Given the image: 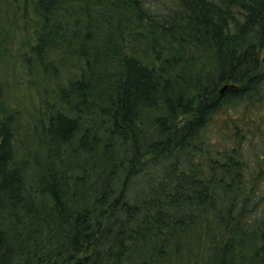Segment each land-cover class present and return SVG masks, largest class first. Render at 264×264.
I'll list each match as a JSON object with an SVG mask.
<instances>
[{
  "label": "trees",
  "instance_id": "obj_1",
  "mask_svg": "<svg viewBox=\"0 0 264 264\" xmlns=\"http://www.w3.org/2000/svg\"><path fill=\"white\" fill-rule=\"evenodd\" d=\"M0 13L38 98L0 84V264H264V0Z\"/></svg>",
  "mask_w": 264,
  "mask_h": 264
},
{
  "label": "rangeland",
  "instance_id": "obj_2",
  "mask_svg": "<svg viewBox=\"0 0 264 264\" xmlns=\"http://www.w3.org/2000/svg\"><path fill=\"white\" fill-rule=\"evenodd\" d=\"M3 17L4 18L1 17L0 13V84H4V101L8 106L15 107L18 102L20 103L24 100L23 104L29 108V110L36 112L35 108H37V105H35V103L38 101L36 94L31 95L32 90L24 88V96H22L20 94V87L17 86V81L21 79L20 73L22 70L18 55L19 51L17 49V39L12 36H19L20 30L18 28L16 29V27L11 23L12 20L7 21L4 25L6 15ZM262 58H264V49L262 51ZM15 76L17 77V80L15 79ZM30 124L32 127H36L38 125V123L33 121H31Z\"/></svg>",
  "mask_w": 264,
  "mask_h": 264
},
{
  "label": "water",
  "instance_id": "obj_3",
  "mask_svg": "<svg viewBox=\"0 0 264 264\" xmlns=\"http://www.w3.org/2000/svg\"><path fill=\"white\" fill-rule=\"evenodd\" d=\"M264 59V58H263Z\"/></svg>",
  "mask_w": 264,
  "mask_h": 264
}]
</instances>
